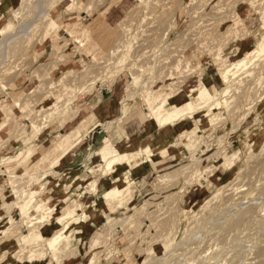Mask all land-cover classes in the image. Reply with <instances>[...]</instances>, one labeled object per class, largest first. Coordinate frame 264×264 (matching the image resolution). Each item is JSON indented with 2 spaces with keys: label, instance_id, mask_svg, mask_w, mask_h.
Returning <instances> with one entry per match:
<instances>
[{
  "label": "rangeland",
  "instance_id": "rangeland-1",
  "mask_svg": "<svg viewBox=\"0 0 264 264\" xmlns=\"http://www.w3.org/2000/svg\"><path fill=\"white\" fill-rule=\"evenodd\" d=\"M176 1L0 0V13H4L5 16L0 21V34L3 36V38L0 37V178L2 179L0 197L7 211V217L0 220V264H4L5 260L10 264H168L169 262L170 264L176 262L177 264H182V261L186 264L185 255H187L189 261H192L195 258L192 259L190 257L193 253L196 255V251L199 248L200 251L198 253L210 250L203 253L207 260L209 259V253L212 252L210 253L211 257L209 255L212 260L209 259L208 263L213 261L212 264H227L230 262V258L234 260L237 257L240 259L242 257L243 261L241 260V262L247 263L243 259L245 255L242 253L243 256L241 254L240 257L239 254L241 252L235 246L239 247L242 244L239 240L245 235L247 239L245 240L244 238L243 240L242 238L241 241L247 244L248 242L245 241H249L254 236V234L250 233L252 231L256 236L251 239L252 242L250 241L249 245L247 244V251L250 253L248 254L247 252L246 259L249 261L251 255L253 258V252L251 253V251L260 248L257 249L260 258L254 252L257 257H254L255 259L251 258L252 261H250L251 264L263 263L264 255L262 256L261 250L264 249L262 248V246L264 247V239L262 240L261 237L264 236V233L262 232V234L260 231H264V227L260 225H264L261 222L264 219V216L262 217L264 215V206L261 207V205H264V194L260 193L261 195H259L262 197V199L259 197L263 202L261 203L257 197V192L264 193L259 188V186L264 188V185H261L264 179V111L262 110L264 108V63L262 62L264 58L261 61L259 60L260 62L255 63L251 67L252 70L249 69L250 72L249 70L243 71L244 74L249 72V74H246L249 76V80L243 78L245 83L241 78L242 76L246 77L242 74L243 72L236 74L234 77L236 79L233 78L232 80L233 87L229 89L230 92H234L229 93L228 104L225 107L214 110L209 114L205 110L199 111L192 117L193 119L188 118L189 120L185 123H194L191 131L187 127L188 124H179L177 131L173 126L158 129V126L151 119L150 111L147 110L148 106L146 105L148 102H146V99L147 94L151 95L152 90L151 96H153V100L158 101L165 93H170V91H176L183 87L181 89L182 92L179 91L174 95V100L178 98L176 103L183 104L189 98L190 89L198 87L200 84L216 86L218 89L225 88L226 85L221 78V72L218 70L215 60L218 59L219 62L229 65V63L237 62L243 54L249 53L255 48L256 38L254 34L257 33L260 25L264 22V8H262V6L264 7V0H260V2L259 0H243L244 3H242V0H229L232 3L227 0H221L222 2L220 0H192L193 2L191 0H178L179 5L175 3ZM252 1H258V3H254L255 5L253 6ZM168 2L171 3L168 4ZM216 3H221L222 5H220L224 7ZM192 4V8L196 6L201 11L204 6L206 7L203 12L199 11L198 8V10L195 8L197 10L195 11V9L191 8ZM260 4L262 5L260 6ZM256 5L259 6L257 7ZM201 6H203L202 9L200 8ZM216 6L217 10L212 9ZM38 7L46 9L49 15L42 19L41 22L35 24V21H38L39 12L43 11ZM54 7L56 8L53 10ZM184 7L188 9H184ZM256 7L258 10H256ZM209 9L214 10L215 14L220 13L219 10H221L222 14H220L221 16H216ZM229 9L235 14L229 12ZM171 10L176 11H172L175 15L171 14ZM163 11L166 13L164 14ZM189 13L191 19L188 18L190 16L188 15ZM194 13L198 14L196 15L197 19H193L195 18ZM230 13L232 14L229 15ZM162 14L166 15V17H172L174 22L170 21V18L165 21V16L162 19ZM212 15L215 17L213 16V18ZM156 17H160L161 21ZM202 17L205 22L213 20L215 28H213L214 25L211 21L207 22V24H211L210 29V26L201 20ZM208 18L210 19L208 20ZM214 21L217 22L215 23ZM218 21L222 22L219 23ZM167 22H169L170 26H168ZM29 25H32V27ZM165 25L169 28L165 27ZM202 25H207L204 26V31L206 27L209 28L207 32L205 31L204 33ZM161 27L164 28L162 29ZM187 27L190 28L188 29ZM165 28L166 30H164ZM197 28H200V30ZM196 29L201 33L197 32ZM212 30H215L216 33ZM195 31L199 36L202 35L201 38L197 36L198 34L195 35ZM233 31L235 32L234 34ZM240 31L243 32L241 33ZM21 32L24 34L20 35L22 34ZM208 34H212L211 36H214L213 38L216 40L211 36L212 39L206 38ZM227 36L228 39L226 38ZM196 37L198 38L197 41H195ZM222 39H225L224 46H222ZM247 39L253 41L250 49L245 50L247 52L238 53L237 43L239 41L245 42ZM227 40L230 41L228 42ZM212 42L220 50L217 49V46L215 50H212L215 48L214 46L213 48L211 47L213 45ZM180 45H182L181 48L177 47ZM208 45L210 46L208 47ZM120 46L123 47L121 48ZM117 47L118 49L116 50ZM208 49L214 51L213 54ZM258 63L259 65L257 66ZM187 66L188 68H186ZM255 67L259 68L255 69ZM180 68L181 71H179ZM251 75L255 76L252 77ZM163 77L165 80H163ZM182 78L184 81H181ZM119 80L125 82L122 106H120L125 119L121 122V125L135 117L139 125L141 124L146 130L152 128L153 132H156L155 135L143 142H139L136 148H127L125 153L116 150L118 154L123 156L124 162H118L111 170H107V168L103 170L102 166L97 169H92L91 167L89 168L91 169L90 174L83 173L82 177H87L86 179H88L85 182L76 183L72 186L71 182L79 177L72 178V174H65L64 179L59 182L66 186L70 185L72 190L89 185L92 186L94 193L97 194L96 183L100 176L114 175L117 177L122 175L127 168L130 170L129 174H132L140 167V164L146 160H155L154 157L164 159L161 163L173 159L174 155L178 156V158L161 171L156 168L159 163L155 164V174L150 178L144 177L132 182L127 175L128 177L126 176L124 181L123 178L121 179L123 182L113 184V187L118 186L119 189L106 193V203L100 207L101 215L105 220L95 229V233L89 236L90 242L85 240L88 234L84 233L82 236L76 231L78 229L76 220L68 228L66 227V230L60 231L58 243L52 250H49L45 243V236H51L55 234L56 230L62 228L63 224L58 225L57 221L58 219H64V213L68 210H61L63 213L60 211V207L64 206L62 203L55 207L52 195L48 190V188L53 187L50 186L52 178L57 176L55 173L56 167L60 164L58 162L61 161L63 154L68 153L69 150L72 151L74 148L78 149L86 145L85 138L89 134L90 128L99 124V122L94 120L84 121L78 118L76 120L78 123L75 125L73 121L79 109L74 111V106L80 104L82 99L87 96L93 95L94 92L98 94L99 87L102 89L111 88ZM155 80L157 82H154ZM247 81L249 85L246 83ZM174 82L176 85H174ZM234 82H238L242 89H239L240 87L237 85H235L234 89ZM171 84L173 85L172 87ZM244 84L248 86L244 87ZM144 91L147 92L146 99L143 98L145 94H141ZM128 96L131 102L124 104L126 99L128 100ZM232 98L233 100H231ZM7 99L9 100L7 101ZM237 100L238 103H236ZM100 124L99 126L103 125ZM48 128L53 130L54 134L47 136V141L44 145L43 143L38 144L39 136ZM80 128H83L84 132L82 131L80 135L76 133L74 140L68 138L70 131L74 133ZM178 131L180 134L177 133ZM165 132H168V134L161 136ZM22 138L23 140L20 141ZM63 138L65 141L58 146L57 150L52 151V147H56ZM161 141L167 142L169 146L168 152L154 153L150 149L151 147H148L149 144L154 147H160L163 143ZM11 143L13 144L11 145ZM108 144V141L104 143V145ZM86 146L87 148L91 147V145ZM102 147L98 149V152ZM95 148H90V153H93ZM134 149H139L137 150L138 153L142 154L136 160H133L131 158L132 154H130L135 152ZM106 171L108 172L106 173ZM204 174H206V177ZM207 174L209 175L207 176ZM196 178L199 179L197 180ZM259 180L261 181L260 183H258ZM127 182H130V184H127ZM241 186L243 189H241ZM232 188L233 190L229 191ZM234 188H239L241 191ZM253 188L257 189L254 190ZM245 189L248 193H246ZM252 189L253 191H251ZM34 191L37 195L33 193ZM216 191H218L217 194ZM234 192L236 195L239 194L238 192H243L242 195L245 198L242 199L240 194L238 195L239 197L232 194L236 200L233 199L230 194ZM42 193L46 195L44 198L47 200L48 206L52 209L54 207V213L42 218L41 220H44V222L42 221L43 224L40 223L41 220L37 221L39 214H36L37 216L32 217V220L36 219L37 223L33 220V223L30 224L31 219H25L22 211H25L28 205L39 200ZM214 195H218V198L213 199ZM64 196V200L67 201V195L64 194ZM32 197L35 198L33 199ZM250 197L251 199L252 197L254 198L251 200ZM237 198L241 201L238 202ZM231 199L237 202L239 206H241L240 203L243 204L244 202L245 204L242 206L249 205L246 208L241 206L243 209L240 210L241 208H238V205L236 206V203ZM254 199L258 200L254 202ZM209 200L211 201L210 204H215V206L213 208L211 205H209L210 207L206 206L207 209L204 205ZM255 204L258 205L256 206ZM232 206L234 208L236 206L237 209L235 208L234 210ZM262 208L263 211L259 213ZM216 209L218 213L215 211ZM222 209L223 211H221ZM230 210L235 212L232 214ZM244 210L246 212L247 210L250 211V217L252 214H256L254 216L260 214V216H257V219L255 217L249 218V216L241 218L240 216L246 213ZM69 211L81 214L78 205L76 208L69 209ZM83 211L86 213L82 217L84 222L100 214L96 211L90 212L91 210L87 208H83ZM238 211L241 212L239 213L240 215ZM242 211L245 213L243 212L242 214ZM255 211L256 213H254ZM236 214H238L237 218L245 219V222L251 228L245 222L247 227L244 226L247 229L244 228L242 225L244 220H231L233 215L235 217ZM246 215H249V212ZM199 220L200 222H198ZM205 220L206 224H204ZM258 220L262 224H256V222H259ZM208 221L212 223L207 224ZM229 221H235V227L238 230L236 231L239 232V236L235 231V227H232L235 224L231 222V226ZM237 221L238 223L241 222L239 224L240 227L237 226ZM250 222H254L253 226ZM41 224L42 226L49 224L52 231L49 234L42 233L44 239L39 243H25L27 239L32 237V233L41 235L39 228ZM256 225H259V228L257 227L258 230L255 228V232L253 228ZM242 227L246 232H242L244 231ZM229 228H234L233 234ZM190 229L195 230L192 231ZM247 230L249 231V237ZM227 231H230V234ZM195 234H197L196 236H202L199 237L200 240L198 237L195 239ZM257 234H259L258 237L261 240H258ZM261 234L263 236L260 237ZM236 235L240 238L236 237ZM234 239H237V241ZM228 241L233 244V246L230 245L232 246V251L234 250V253L231 252L232 254H230L231 250L228 249L230 247ZM182 243L185 244L184 247ZM217 243L220 244L218 245ZM254 243L258 244L256 249L254 248ZM177 244L181 247H178ZM216 244L218 246L226 245L223 247H227V252L225 248L222 247L221 249V246L215 247ZM251 244H253L252 247ZM166 245L168 246L166 247ZM186 246L190 248L187 249ZM183 248L187 249L185 253ZM218 248L222 252H219L220 254L218 252L214 253V251L219 250ZM173 249H176V252ZM204 249L206 250L203 251ZM172 250L174 251V256L171 255ZM192 250L196 253L192 252ZM228 250L230 255H228ZM236 250L238 251L237 253ZM41 253L44 255L41 256ZM174 253H177V256ZM181 253L185 254L183 257L185 260H183ZM223 253L225 258L221 255ZM198 255L193 257L197 259L200 256ZM219 255L221 259L218 258ZM178 256H181L182 261H180L181 259ZM257 258L260 260H258V263H256ZM261 258L263 261H261ZM70 259L71 261H69ZM221 260L223 261L220 262ZM224 260L227 263H224ZM236 260H231L232 264ZM253 260L256 261L253 262ZM195 262L197 264L198 259Z\"/></svg>",
  "mask_w": 264,
  "mask_h": 264
},
{
  "label": "bare ground",
  "instance_id": "bare-ground-1",
  "mask_svg": "<svg viewBox=\"0 0 264 264\" xmlns=\"http://www.w3.org/2000/svg\"><path fill=\"white\" fill-rule=\"evenodd\" d=\"M167 1H169V0H167ZM171 1V0H170ZM173 1V0H172ZM178 1V0H177ZM175 2L176 4H178V2ZM181 1V0H180ZM179 1V2H180ZM192 1V0H191ZM227 1H229V0H227ZM247 1H250V0H247ZM246 1V2H247ZM254 1V0H253ZM252 1V4H253V6L255 5L254 3H258V1H255V2H253ZM41 2V1H40ZM43 2V1H42ZM164 2V1H163ZM190 2V1H189ZM193 2V1H192ZM204 2V1H203ZM220 2H222L221 0H220ZM225 2V1H224ZM231 1H229V3H230ZM259 2H260V0H259ZM264 2V1H263ZM169 3H171V2H168V4ZM227 3V2H226ZM228 3V4H229ZM232 3V2H231ZM242 3H244L243 2V0H242ZM249 3V2H248ZM168 4H166V5H168ZM172 4H174V3H172ZM180 4V3H179ZM178 4V5H179ZM197 4V3H196ZM216 4H219V3H216ZM221 4V3H220ZM219 4V6H221ZM225 4V3H224ZM239 4V3H238ZM264 4V3H263ZM41 5H42V3H41ZM171 5V4H170ZM204 5V4H203ZM205 5H206V3H205ZM230 5V4H229ZM262 4H260V6H261ZM169 6V5H168ZM181 6V5H180ZM189 6V5H188ZM187 6V7H188ZM192 6H193V4L191 5V8H192ZM200 6V5H199ZM218 6V7H219ZM250 6H251V4H250ZM257 6V5H256ZM259 6V5H258ZM257 6V7H258ZM172 7V6H171ZM170 7V8H171ZM177 7V6H176ZM187 7H184V9H186ZM202 7L203 6H201L200 8L202 9ZM206 6H204V8H205ZM221 7H224V6H221ZM221 7H219V9H221ZM256 7V8H257ZM39 8V7H38ZM56 7H54L53 8V10L55 9ZM169 8V9H170ZM197 9L198 7H196V6H194V8H192V9ZM203 8V9H204ZM212 8V7H211ZM217 8V6L215 7V8H212V9H215V10H217L216 9ZM251 8V7H250ZM253 8V7H252ZM262 8H264L263 6H262ZM261 8V9H262ZM40 10H43V11H41V12H39V16H38V21H35L36 23L35 24H37V23H39V22H41L42 21V19H44V18H46L48 15H49V13L46 11V9L44 10L43 9V7H42V9L41 8H39ZM38 9V10H39ZM137 9V8H136ZM158 9V8H157ZM175 9V8H174ZM188 9V8H187ZM195 9V11H197ZM202 9V11L199 9V11H201V12H203L204 10ZM212 9H209L210 11H212ZM218 9V10H219ZM235 9V8H234ZM254 9V8H253ZM52 10V11H53ZM154 10H155V8H154ZM256 10H258V8L256 9ZM142 11V10H141ZM166 11V10H165ZM169 11V10H168ZM173 10H171L170 12H171V14L173 13V12H176L177 11V9H176V11H173ZM193 11V10H192ZM194 11V12H195ZM199 11H198V14H199ZM214 11V10H213ZM212 11V13H214L215 14V11L213 12ZM220 11V13H218V11H216L218 14H215L216 16L217 15H219V16H221L220 14H222V12H221V10H219ZM152 12V11H151ZM209 12V11H208ZM226 12H228V11H226ZM229 12H233V11H230V9H229ZM243 12V11H242ZM263 12V11H262ZM163 13L165 14L166 12H164L163 11ZM212 13H206V14H212ZM224 13V12H223ZM258 13V12H257ZM141 14V13H140ZM174 14V13H173ZM195 14V13H194ZM197 13L195 14V18H193V19H197V17H196V15H198ZM202 14V13H201ZM205 14V16H207ZM227 14V13H226ZM232 13H230L229 15H231ZM233 14H235L234 12H233ZM148 15H150V14H148ZM159 15V14H158ZM163 15V14H162ZM175 15V14H174ZM188 15H190V13L188 14ZM146 16H147V14H146ZM165 16V18H166V20L165 21H167V19L168 18H170V17H166V15H163L162 16V19H163V17ZM171 16V15H170ZM173 16V15H172ZM193 16V15H192ZM203 16V15H202ZM214 15H212V17H213ZM224 16V15H223ZM233 16V15H232ZM260 16V15H259ZM149 17V16H148ZM160 17H161V15H160ZM160 17L158 18V17H156L158 20H160ZM174 17V16H173ZM191 17V15L188 17V18H190ZM204 17V16H203ZM203 17H202V19L201 20H203L204 21V23H206L207 24V22L208 21H206L205 22V20L203 19ZM212 17H210V18H212ZM215 17V16H214ZM213 17V18H214ZM235 17V16H234ZM5 18V16H4V13H0V21L2 20V19H4ZM142 18H144V17H142ZM147 18V17H146ZM207 18V17H206ZM205 18V19H206ZM210 18H208V20L210 19ZM218 18V17H217ZM222 18H224V17H222ZM236 18V17H235ZM247 18V17H246ZM148 19V18H147ZM174 19V18H173ZM191 19V18H190ZM219 19V18H218ZM141 20V19H140ZM170 21L172 20V17L169 19ZM221 20V19H220ZM231 20V19H230ZM229 20V21H230ZM152 21H154V20H152ZM161 21V20H160ZM193 21V20H192ZM195 21V20H194ZM212 21V22H211ZM211 21H209V22H211V23H213V20H211ZM225 21V20H224ZM226 21H228L227 19H226ZM159 22V21H158ZM172 22H174L173 20H172ZM208 22V23H209ZM215 22V21H214ZM217 22V21H216ZM215 22V23H216ZM219 23H221L220 21H218ZM168 23V26H170L169 25V22H167ZM192 24V23H191ZM218 24V23H217ZM162 25V24H161ZM160 25V26H161ZM193 25V24H192ZM207 25H209V24H207ZM207 25H202L203 26V31H204V26H207ZM211 25V24H210ZM209 25V26H210ZM213 25H214V27L213 28H215V24L213 23ZM29 26H31L32 27V25H29ZM159 26V25H158ZM167 25H165V27H168ZM196 26V25H195ZM30 27V28H31ZM217 27V26H216ZM238 27V26H237ZM159 28V27H158ZM162 28V27H161ZM164 28V27H163ZM162 28V29H163ZM169 28V27H168ZM188 28V27H187ZM190 28V27H189ZM188 28V29H189ZM212 28V29H213ZM218 28V27H217ZM216 28V29H217ZM26 29V28H25ZM152 29V28H151ZM154 29H155V27H154ZM197 29H199L200 30V28H197ZM197 29H196V31H197ZM207 29H209V28H205V31L207 32ZM210 29H211V26H210ZM215 29V30H216ZM237 29V28H236ZM157 30V29H156ZM164 30H166V28L164 29ZM215 30L213 31V32H215ZM243 30V29H242ZM163 31V30H162ZM196 31H195V33H196ZM202 31V30H201ZM205 31H204V33H205ZM209 31V30H208ZM236 31V30H235ZM150 32V31H149ZM197 32H199V33H201L200 31H197ZM241 32V31H240ZM243 32V31H242ZM241 32V33H242ZM22 33V32H21ZM29 33V32H28ZM151 33H153V32H151ZM165 33V32H164ZM186 33V32H185ZM204 33H202L203 35H204ZM210 33H212L211 31H210ZM216 33V32H215ZM230 33H232V32H230ZM229 33V34H230ZM235 32L233 31V34H234ZM241 33H240V35H241ZM18 34H20V33H18ZM24 33H22V34H20V35H23ZM150 34V33H149ZM198 33H196L195 35H197ZM207 34V33H206ZM214 34V33H213ZM249 34V33H248ZM25 35H26V32H25ZM154 35V34H153ZM212 34H208V36L206 35V38H208L209 37V39L212 37L211 36ZM19 36V35H18ZM162 36V35H161ZM191 36V35H190ZM197 36H199V34L197 35ZM202 36V35H201ZM201 36H199L200 38H201ZM211 36V37H210ZM219 36V35H218ZM229 37H230V35H228ZM228 36L226 37L227 39H228ZM242 36V35H241ZM246 36V35H245ZM0 37H2L3 38V36L0 34ZM21 37V36H20ZM214 37V36H213ZM212 37V38H213ZM217 37V36H216ZM232 37H234V36H232ZM231 37V38H232ZM254 37L256 38V46H255V48L251 51V52H249V53H245V54H243L241 57H240V59L237 61V62H234V63H229V65H226V64H223V63H221V62H219V60L218 59H216L215 60V62H217V64H216V66H217V68H218V70L221 72V78H222V80H223V82L225 83V85H226V87L225 88H222V89H218L216 86H205V85H203V84H200L198 87H193V88H191L190 89V92H189V94H188V100L186 101V102H184L183 104H178V103H176L175 102V100H174V95L177 93V92H179V91H181V89H183V87L181 88V89H177L176 91H170V93H165L161 98H159V100L158 101H155V100H153V96H151L152 95V93H153V90H152V93H151V95L150 94H147V92H150V91H148V90H146V91H144V92H146V93H141V94H145V95H143L144 97V99H146V94H147V101L146 102H148V104L145 102V100H144V102L147 104L146 106H148V108H147V110L148 111H150V116H151V119L153 120V122H154V124L156 125V126H158V129H164V128H166V127H168V126H173V127H175V129H176V131L178 130L177 128H179V124H188V129H189V131H191V128L193 127V125H194V123L193 122H191V123H185L187 120H189L188 118H191V119H193L192 117H194L199 111L201 112V111H207L208 112V114L209 113H211V112H213L214 110H218V109H222L223 107H225L227 104H228V99H229V93H231V92H234V91H231L230 92V87H233V85H232V80H233V78L236 76V74L237 73H239V72H243V71H248L249 69L250 70H252L251 69V67H253L254 65H255V63H257L259 60L261 61V59L262 58H264V22H263V24H261L260 25V28L258 29V31H257V33L256 34H254ZM183 38V37H182ZM181 38V39H182ZM193 38H194V36H193ZM197 38V37H196ZM195 38V41H197L198 40V38L196 39ZM203 38H205L204 36H203ZM211 38V39H212ZM218 38V37H217ZM225 38V39H226ZM230 38V39H231ZM242 38V37H241ZM124 39H125V37H124ZM123 39V40H124ZM209 39H207V40H209ZM213 39H215V38H213ZM225 39H222L223 41V45L222 46H224V44H225ZM240 39V38H239ZM205 40V39H204ZM216 40V39H215ZM232 40V39H231ZM212 41H214V40H212ZM228 42L230 41V40H227ZM123 42V41H122ZM159 42V41H158ZM200 42H202V41H200ZM211 42V41H210ZM219 42H220V40H219ZM221 42V43H222ZM228 42H227V45H228ZM119 43H120V41H119ZM124 43V42H123ZM150 43V42H149ZM213 43V42H212ZM218 43V42H217ZM6 44V43H5ZM120 44H122V43H120ZM152 44V43H151ZM197 44H200V43H197ZM215 43H213V45H211V43H210V45H211V47L213 48V46L215 47V48H213L212 50H215L216 49V46L217 45H214ZM119 45V44H118ZM124 45V44H123ZM155 45V44H154ZM210 45H208V47L210 46ZM172 46V45H171ZM170 46V47H171ZM181 46L182 45H180V46H177V47H179V48H181ZM202 46V45H201ZM222 46H220V47H222ZM121 47V46H120ZM123 47V46H122ZM121 47V48H122ZM175 46H173V48H174ZM196 47H198L197 45H196ZM172 48V49H173ZM184 48V47H183ZM182 48V49H183ZM189 48V47H188ZM118 49V47L116 48V50ZM174 49H176V47L174 48ZM178 49V48H177ZM199 49H201V48H199ZM207 49V48H206ZM217 49H218V46H217ZM119 50H122V49H119ZM209 51L211 50V49H208ZM210 51V52H212V54H213V52L214 51ZM218 50H220V49H218ZM171 51H174V52H176L175 50H171ZM207 52V51H206ZM215 54V53H214ZM210 55V54H209ZM203 56V55H202ZM200 57V56H199ZM222 60V59H221ZM264 60V59H263ZM164 61V60H163ZM180 61H182V60H180ZM259 61V62H260ZM263 63H264V61H262ZM157 63V62H156ZM178 64V63H177ZM182 64V63H181ZM262 64V63H261ZM166 65V64H165ZM173 65V64H172ZM259 65V63L257 64V66ZM168 66V65H167ZM178 66H179V64H178ZM180 66H182V65H180ZM263 66V65H262ZM169 67V66H168ZM261 67V66H260ZM165 68V67H164ZM174 68H175V66H174ZM186 68H188V66L186 67ZM257 68H259V67H257ZM256 67H255V69H257ZM177 69H178V67H177ZM191 69V68H190ZM262 69V68H261ZM170 70V69H169ZM184 70V69H183ZM196 70V69H195ZM250 70H249V72H250ZM264 70V69H263ZM179 71H181V68H180V70ZM176 72V71H175ZM196 72V71H195ZM201 72V71H200ZM249 72H247L248 74H249ZM260 72V71H259ZM258 72V73H259ZM262 72V71H261ZM169 73V72H168ZM173 73V72H172ZM185 73V72H184ZM194 73V72H193ZM199 73V72H198ZM197 73V74H198ZM247 73H245L244 74V72L242 73V74H244L246 77H241L242 79L244 78H246V79H248L249 80V76L248 75H246ZM186 74V73H185ZM189 74V73H188ZM196 74V73H195ZM200 74V73H199ZM241 74V75H242ZM250 74H254V73H250ZM152 75V74H151ZM156 75V74H155ZM184 75V74H183ZM255 75H256V73H255ZM255 75H253V76H255ZM259 75V74H258ZM163 76V75H162ZM182 76V75H181ZM187 76V75H186ZM252 76V75H251ZM252 76V77H253ZM257 76V75H256ZM160 77V76H159ZM167 77V76H166ZM172 78H173V76H171ZM197 77V76H196ZM202 77V76H201ZM240 77V76H239ZM157 78V77H156ZM161 79V78H160ZM171 79V78H170ZM234 79H236V78H234ZM242 80L243 82L245 81V80ZM154 80V79H153ZM163 80H165V78L163 77ZM162 80V81H163ZM178 80V79H177ZM181 80V79H180ZM204 80V79H203ZM250 80L252 81V79H251V77H250ZM160 81V80H159ZM181 81H184L183 80V78H182V80ZM180 81V82H181ZM235 81V80H234ZM237 81V80H236ZM242 81H241V83H242ZM250 81V82H251ZM154 82H157L156 80L154 81ZM154 82H152V83H154ZM235 83V82H234ZM245 83V82H244ZM246 83H248V81L246 82ZM181 85H182V83H180ZM183 84H184V82H183ZM150 85V84H149ZM174 85H176V83L174 82ZM198 85V84H197ZM231 85V86H230ZM235 85H237L238 87H240V85H238V82H236L235 84H234V89H235ZM248 85H249V83H248ZM248 85H245L244 84V87H247ZM147 86V85H146ZM153 86V85H152ZM173 85L171 84V87H172ZM151 87V86H150ZM152 88V87H151ZM146 89V88H145ZM147 89H149L148 87H147ZM170 89V88H169ZM233 89V90H234ZM239 89H242L241 87L239 88ZM239 89H237L236 88V90H238L239 91ZM254 89V88H253ZM244 90H245V88H244ZM252 90V89H251ZM255 90V89H254ZM161 92V91H160ZM242 92V91H241ZM244 92V91H243ZM160 94V93H159ZM248 94H249V92H248ZM234 95H236L235 93H234ZM233 96V95H232ZM243 96H244V94H243ZM242 96V97H243ZM236 97V96H235ZM234 97V98H235ZM259 97H260V95H259ZM240 98V97H239ZM262 98H263V96H262ZM244 99V98H243ZM254 99V98H253ZM231 100H233V98L231 99ZM250 100H252V99H250ZM230 101V100H229ZM240 101V100H239ZM108 102V101H107ZM116 102V101H115ZM128 102H131L130 101V99H129V96H128V100L126 99V101L124 102V104L125 103H128ZM254 102V101H253ZM111 103V102H110ZM230 103V102H229ZM236 103H238V100L236 101ZM259 103V102H258ZM232 104H234L233 102H232ZM230 105V104H229ZM236 106H237V104H235ZM231 107V106H230ZM235 107V106H234ZM253 108V107H252ZM233 109V108H232ZM225 110V109H224ZM250 110H251V108H250ZM249 110V111H250ZM263 111H264V108L262 109ZM89 112V111H88ZM98 112V111H97ZM104 112V111H103ZM231 112V111H230ZM248 112V111H247ZM239 113V112H238ZM92 114V113H91ZM226 114H227V112H226ZM250 114V113H249ZM88 115H89V113H88ZM230 115V114H229ZM227 116V115H226ZM233 121V120H232ZM254 124H255V122H254ZM141 125V124H140ZM183 126V125H182ZM157 129V130H158ZM177 133H179V131L177 132ZM187 133H189V132H187ZM180 134V133H179ZM64 137V136H63ZM61 139V138H60ZM65 141V139L63 138L61 141H60V143L59 144H57L56 145V147H52V151H54V150H57L59 147L58 146H60L63 142ZM58 142V141H57ZM54 143V142H53ZM254 144H256V143H254ZM263 146V145H262ZM148 147H151L150 149L153 151V148H152V146H151V144H149L148 145ZM251 152V151H250ZM151 153H153V152H151ZM98 154L102 157V160H103V164H102V169L104 170V168H107V170H111V168L112 167H115L116 165H117V163L118 162H124V160H123V156L122 155H120V154H118V152L116 151V148L114 147V145L113 144H108V145H105L104 147H102L100 150H99V152H98ZM67 155V153L66 154H63L62 155V158H61V160L63 159V158H65V156ZM59 163V162H58ZM229 168V167H228ZM93 169V168H92ZM101 169V170H102ZM100 170V171H101ZM91 171V170H90ZM97 171V170H96ZM94 172V171H93ZM92 172V173H93ZM108 171H106V173H107ZM91 173V172H90ZM204 173H206V172H204ZM94 174V173H93ZM205 175V177H206V174H204ZM209 174H207V176H208ZM87 178V177H86ZM85 177L83 178L82 176H79V177H77L74 181H72L71 182V185L72 186H74L76 183H81V182H85V180H88V179H86ZM197 179V178H196ZM199 179V178H198ZM197 179V180H198ZM207 181V180H206ZM263 181H264V179H263ZM263 181L261 182L260 180H259V182L258 183H260L261 182V185H264V183H263ZM197 183V182H196ZM257 183V184H258ZM263 183V184H262ZM210 185V184H209ZM256 185V184H255ZM254 185V187H256ZM68 187H70V185H67ZM90 187H92V186H90ZM240 187V186H239ZM259 188H260V190L261 191H264V188L263 187H260L259 186ZM259 188H258V190H259ZM261 188H263V189H261ZM42 189H43V187H42ZM41 189V190H42ZM45 189V188H44ZM114 189H116V190H118L119 189V187L118 186H115V187H113V190ZM220 189V188H219ZM219 189H218V191H219ZM235 189V188H234ZM239 189V188H238ZM237 188L235 189V190H238ZM241 189H243L242 188V186H241ZM248 189V188H247ZM254 190L255 189H257V188H253ZM253 189L251 190V191H253ZM112 190V189H111ZM221 190V189H220ZM231 190H233V188L232 189H230L229 191H231ZM246 190V189H245ZM249 190V189H248ZM257 190V191H258ZM259 190V191H260ZM66 191V190H65ZM218 191H216V194L218 193ZM238 191H241L240 189L238 190ZM247 191V190H246ZM245 191V192H246ZM250 191V192H251ZM249 192V193H250ZM240 195H242L243 194V192H238ZM246 193H248V191L246 192ZM245 193V194H246ZM264 194V193H262V192H257V194H258V199H259V195H261V194ZM232 194H235V192L234 193H231L230 195L232 196ZM238 194V195H239ZM244 194V195H245ZM251 194V193H250ZM254 194V193H253ZM236 195V194H235ZM238 195H236L237 197H239ZM256 195V194H255ZM44 196H46L45 195V193L43 194L42 193V195L40 196V198H39V200H37L36 202H34V203H32V204H30V205H28V207L26 208V210L25 211H22L23 212V216H24V218L25 219H31V222H30V224L31 223H33L32 221L33 220H35L36 221V219H33L32 220V217H34L36 214H39V217H37L38 218V220L37 221H40L42 218H45V217H47V216H49V215H52L53 213H54V209H52V208H50L49 206H48V202H47V200H45V198H44ZM234 196V195H233ZM232 196V197H233ZM235 196V197H236ZM251 196H254V195H251ZM264 196V195H263ZM218 198V195H214L213 196V199L214 198ZM231 197V198H232ZM242 197V199H244L245 198V196L243 197V195L241 196ZM240 197V198H241ZM247 197V196H246ZM256 197V198H257ZM33 199L35 198V197H32ZM220 198V197H219ZM254 197H252V199H253ZM261 199H262V197H260ZM213 199H212V201H213ZM233 199H235L234 197H233ZM247 199V198H246ZM250 199H251V197H250ZM251 199V200H252ZM258 199H254L253 201L255 202V200L257 201ZM261 199H259L260 201H261V203H263L262 202V200ZM232 200V199H231ZM231 200H230V202H231ZM236 200V199H235ZM237 200H238V198H237ZM264 200V199H263ZM228 201V200H227ZM233 201V200H232ZM241 200H238V202H240ZM244 201V200H243ZM233 202H235V201H233ZM16 203V202H15ZM211 203V201L209 200L205 205H204V207H206V206H208V207H210L209 205H211L210 204ZM229 203V202H228ZM236 204V206L238 205L237 204V202H235ZM248 203V202H247ZM247 203H246V205H247ZM249 203H251V202H249ZM257 203V202H256ZM233 204V203H232ZM231 204V205H232ZM245 204V202L243 203V204H241L240 203V205L242 206V205H244ZM251 204H254L253 202L251 203ZM250 204V205H251ZM258 204H259V202H258ZM257 204V205H258ZM213 205V204H212ZM211 205V207L213 208L214 206H215V204L212 206ZM224 205V204H223ZM226 205V204H225ZM227 205H229V204H227ZM249 205V204H248ZM247 205V206H248ZM256 205V204H255ZM256 205V206H257ZM9 206H11V205H9ZM233 206H234V204H233ZM232 206V208H234ZM235 206V208L237 209V207ZM239 206L238 205V208H241L240 210H242L244 207L246 208L247 206ZM254 206V205H253ZM252 206V207H253ZM255 206V207H256ZM262 206H264V205H261V207ZM8 207V206H7ZM78 207H80V213L81 214H86L85 213V211H83V208H82V206H80V205H78ZM223 207V206H222ZM221 207V208H222ZM225 207V206H224ZM230 207V206H229ZM252 207H250L251 209H252ZM260 207V208H261ZM13 208V207H12ZM207 208V207H206ZM217 208V207H216ZM220 208V209H221ZM235 208H234V210H235ZM254 208V207H253ZM257 208V207H256ZM264 208V207H263ZM263 208L261 209V211H259V213H261L262 211H263ZM208 209V208H207ZM223 209H225V208H223ZM223 209L221 210V211H223ZM226 209H228V207H226ZM231 209V208H230ZM250 209V210H251ZM255 209V208H254ZM253 209V210H254ZM258 209V208H257ZM206 210V209H205ZM233 210V209H232ZM232 210H230L231 212H232ZM212 211H214V210H212ZM212 211H211V213H212ZM215 211H217V209L215 210ZM245 211V210H244ZM244 211H242V214H243V212ZM256 211H258V210H256ZM256 211L254 212V213H256ZM201 212V211H200ZM199 212V213H200ZM203 212V211H202ZM225 212V211H224ZM229 212V211H228ZM235 212V211H234ZM234 212H232V214L234 213ZM246 212V211H245ZM244 212V213H245ZM249 212V215H246L247 213ZM251 212H252V210H251ZM210 213V212H209ZM214 213V212H213ZM217 213H218V211H217ZM219 213H220V211H219ZM226 214H228L227 212H225ZM239 213H241V212H239L238 211V214ZM65 215H64V219H58V221H57V224L58 225H61V224H63L62 225V228L60 229H58V230H56V232H55V234H53V235H51V236H45L46 238H45V243H46V245H47V248H49V250H52L55 246H56V244L58 243V241H59V238H60V236H59V233H60V231L62 232V231H64V230H66L65 228L67 227L68 228V226H70L71 224H73V222H76V220H77V218H78V215H79V213H77V214H75L74 212H70L69 211V209L67 210V212H65L64 213ZM214 214H216V213H214ZM238 214H236L235 215V217H236V219H234L235 217H234V215H233V219H231L232 218V215H231V220H240L241 218H243V216H245L244 218H246V217H248L249 216V218H251V217H255V219H257V216H260V214L259 215H257V216H254V215H256V214H252V216L250 217V211H248L247 210V212L245 213V215H242V216H240L241 218H237V216H238ZM258 214V213H257ZM263 214H264V211H263ZM205 215V214H204ZM209 215H211V214H209ZM230 215V214H229ZM240 215V214H239ZM37 216V215H36ZM41 216V217H40ZM199 216H201V214H199ZM214 216V215H213ZM217 216V215H216ZM264 215H262V217H263ZM219 217V216H218ZM217 217V218H218ZM199 218H201V217H199ZM198 218V219H199ZM206 218V217H205ZM228 218V217H227ZM248 218V219H249ZM260 218V217H259ZM258 218V219H259ZM197 219V220H198ZM221 219V218H220ZM261 219V218H260ZM206 220H208V219H206ZM206 220H205V223L204 224H206ZM211 220V219H210ZM209 220V221H210ZM222 220H224L223 218H222ZM221 220V221H222ZM228 220V219H227ZM242 220H244V221H242ZM250 220V219H249ZM249 220H247L248 222H249ZM252 220H254V219H252ZM251 220V221H252ZM263 220L264 219H262L261 220V222L262 223H264L263 222ZM37 221H36V223H37ZM42 221L44 222V220H41V222L40 223H42ZM204 221V220H203ZM203 221H202V223H203ZM209 221L207 222V224L209 223ZM220 221V220H219ZM219 221H216V222H219ZM241 221L244 223L246 220L245 219H241ZM259 221V220H258ZM195 222V221H194ZM193 222V223H194ZM198 222H200V220L198 221ZM230 222V221H229ZM228 222V223H229ZM232 222V224L235 222H233V221H231ZM231 222H230V224H231ZM240 222V221H239ZM260 221L259 222H256V224L257 223H261ZM35 223V222H34ZM193 223H192V225H193ZM210 223H212V222H210ZM209 223V224H210ZM222 223V222H221ZM226 223V222H225ZM237 223H238V221H237ZM242 223V225L244 226L245 225V223H246V225H247V222H245L244 224ZM250 223H252V222H250ZM254 223V222H253ZM253 223L251 224L252 226H253ZM261 223V224H262ZM2 224H3V222H2ZM39 224V223H38ZM43 224V223H42ZM198 224V223H197ZM203 224V225H204ZM227 224V223H226ZM226 224H224V225H226ZM232 224H231V226H232ZM235 225L234 226H232V227H235L236 226V223H234ZM239 224H241V222L240 223H238V227H240V225ZM191 225V224H190ZM191 225V226H192ZM196 225V224H195ZM200 225V224H199ZM202 225V226H203ZM215 225H217V224H215ZM223 225V224H222ZM228 225V224H227ZM245 225V226H246ZM260 225V224H259ZM258 225V226H259ZM205 226V225H204ZM206 226H208V225H206ZM210 226V225H209ZM229 226V225H228ZM244 226V228H246L247 226H249V225H247L246 227ZM257 225H256V227L254 226V228L253 229H257V227H258ZM261 227L263 226L264 227V225H260ZM1 227V226H0ZM31 227V226H30ZM187 227V226H186ZM237 227V228H238ZM250 228H251V226H249ZM194 228V227H193ZM205 228V227H204ZM204 228H203V230H204ZM218 228V227H217ZM243 228V227H242ZM243 228V229H244ZM259 228V227H258ZM200 229H202V228H200ZM229 229H231V228H229ZM238 229H240V228H238ZM247 229V228H246ZM256 229H255V232H256ZM262 229V228H261ZM260 229V230H261ZM190 230H192V229H190ZM193 230H195V229H193ZM192 230V231H193ZM207 230V229H206ZM213 230V229H212ZM234 230V228H232L230 231H231V233H232V231ZM237 229H236V227H235V231H236ZM241 230V229H240ZM249 230V229H248ZM247 230V231H248ZM258 230V229H257ZM264 230V229H263ZM36 231V230H35ZM230 231H227V232H229L228 234H230ZM238 231V230H237ZM236 231V232H237ZM202 232V231H201ZM205 232V231H204ZM241 232V231H240ZM242 232H246L245 231V229H244V231H242ZM264 233V231H260V233ZM199 233V232H198ZM238 233V234H237ZM236 234L239 236V232H237ZM250 233H252V234H254V236H256L255 235V233H253V231L252 232H250ZM257 233H258V231H257ZM262 233V234H263ZM49 234V233H48ZM187 234V233H186ZM190 234V233H189ZM188 234V235H189ZM200 234V233H199ZM228 234H227V236H228ZM233 234V233H232ZM241 234H243V233H241ZM247 234H248V237H249V231L247 232ZM260 235V237L261 236H263V235ZM36 235V234H35ZM33 233H32V237L31 238H33L34 236H35ZM191 235H194V234H191ZM197 234H195V239H196V237H198V239L200 240V238L199 237H202L201 235H199V236H196ZM236 235V237H238ZM243 235H245V234H243ZM242 235V236H243ZM258 235L259 234H257V237H258ZM185 236V235H184ZM187 236V235H186ZM232 236V235H231ZM246 236V235H245ZM245 236H243V237H241V240H242V238H243V240H244V238H245V240L247 239ZM253 236V235H252ZM254 236L253 237H251V235H250V237H251V239L252 238H254ZM191 237V236H190ZM230 237V236H229ZM264 237V236H263ZM263 237H261V239L263 240L264 238ZM194 238V237H193ZM238 238H240V237H238ZM202 239V238H201ZM228 239V238H227ZM226 239V240H227ZM230 239H232V237H230ZM229 239V241H231ZM251 239L249 240V241H245V242H250L251 241ZM260 238L258 237V240H259ZM260 239V240H261ZM189 240H190V238H189ZM188 240V241H189ZM192 240V239H191ZM199 240H197L198 242H199ZM235 240V239H234ZM241 240H239V242H242V244H240V243H238V244H240L239 245V247L238 246H235V247H237V249H239L238 251L239 252H241L240 254H239V256L243 253L245 256H243V254L241 255V256H243V259H244V261L245 262H247V263H243V262H241V260H242V257H241V259L239 258V257H237L236 259H234V260H236V261H238V259H240V261H238L237 263H236V261H235V263H233V264H240V263H243V264H251V258H252V255H251V257L249 258V261H250V263H248L249 261H247V246L249 245L248 243V245L247 244H245L244 243V241H241ZM256 240V239H255ZM181 241V240H180ZM185 241V240H184ZM187 241V240H186ZM215 241V240H214ZM228 241V245L230 246V245H232L233 246V244H230V242ZM235 241H237V239L235 240ZM253 241H254V239H253ZM209 242H210V240H209ZM224 242V241H223ZM223 242H222V244H223ZM232 242H234L233 240H232ZM252 242V241H251ZM255 242V241H254ZM256 242H258V241H256ZM171 243V242H170ZM178 243H181V242H178ZM192 243V242H191ZM244 243V244H243ZM263 243H264V241H263ZM187 244V243H186ZM189 244V243H188ZM195 244V243H194ZM194 244H193V246H194ZM213 244V243H212ZM211 244V245H212ZM218 245L220 244V243H217ZM216 244V246L215 247H217L218 245ZM226 244V243H225ZM236 244V243H235ZM234 244V245H235ZM255 244V249L257 248L256 247V245H258V244H256V243H254ZM260 244V243H259ZM172 245H174V244H172ZM196 245H198V244H196ZM252 245L253 244H251V247H252ZM168 245H166V247H167ZM170 246V245H169ZM177 246H178V244H177ZM182 246L184 247L185 246V244L184 243H182ZM188 246V245H187ZM187 246H186V248H187ZM189 246H192V245H189ZM200 246V245H199ZM207 246V245H206ZM221 246V245H220ZM220 246H218V247H220ZM223 246H226V245H223ZM223 246H221V249H222V247ZM228 246V247H229ZM232 246H230L228 249L229 250H231L230 251V254H232V253H234V250L232 251V249H231V247ZM260 246V245H259ZM261 246H262V244H261ZM172 247V246H171ZM174 247V246H173ZM175 247H176V245H175ZM178 247H181L180 245L178 246ZM209 247V246H208ZM207 247V248H208ZM235 247H233V248H235ZM188 248H190V247H188ZM187 248V249H188ZM193 249H195V248H197L196 246H195V248L194 247H192ZM212 248H213V250H214V247L212 246ZM223 248H227V247H223ZM262 248H264L263 246H262ZM261 248V249H262ZM168 249H169V247H168ZM181 249V248H180ZM184 250V253H185V251L187 250H185V248H183ZM211 249V248H210ZM219 249V248H218ZM218 249H216V250H218ZM221 249H219L218 251H214V253H219V252H222L221 251ZM236 249V248H235ZM251 249V248H250ZM249 249V250H250ZM257 249H260V248H257ZM254 250V251H251V253L253 252V258L254 257H257V255H258V250ZM173 250H175V252H176V249H173ZM172 250V256H174L173 255V251ZM178 251H179V249H177ZM196 250V249H195ZM197 250H198V248H197ZM201 250H202V248H201ZM206 249H204L203 251H205ZM229 250H228V255H230L229 254ZM253 250V249H252ZM198 251H200V248H199V250ZM198 251H196L197 253H198ZM210 250H206L205 252H209ZM237 250H236V253L238 252ZM189 252V251H188ZM192 252H195V251H193L192 250ZM195 252V253H196ZM202 252V251H201ZM200 252V253H201ZM205 252H202V254L200 255V253H196V255L193 253V255L190 257V258H195V259H193L191 262H193V263H191L188 259L189 258H187V255H185V258L187 259L186 261V264H195L196 262H195V260H197L198 259V263L199 264H212V262H209L208 263V261H210V260H212V259H210V257H211V255H210V253H212V252H210L209 253V255H210V257H209V255H208V258L210 259H208L207 260V257H205L204 256V254L203 253H205ZM224 252V251H223ZM226 252H227V249H226ZM232 252V253H231ZM254 252H255V254L257 253V255L255 256L254 255ZM44 253V252H43ZM43 253H41V256H43L44 254ZM177 253H180V252H177ZM177 253H174L175 254V256H177ZM225 253V252H224ZM224 253L223 254H221L222 256L224 255ZM250 252H248V254H249ZM182 254V258L184 257V255H183V253H181ZM189 254H190V252H189ZM220 254V253H219ZM227 254V253H226ZM261 254H262V256L264 255V249H262L261 250ZM34 255H36L35 253H34ZM170 255V256H171ZM191 255V254H190ZM199 256V258L197 257V259H196V257H193V256ZM203 255V256H202ZM206 255V254H205ZM212 255H215V254H212ZM218 255V254H217ZM216 255V256H217ZM227 255V256H228ZM153 256V255H152ZM166 256V255H165ZM168 256H169V254H168ZM189 256V255H188ZM207 256V255H206ZM226 256V255H225ZM235 256V255H234ZM248 256H250V255H248ZM31 257H33L32 255H31ZM154 257V256H153ZM152 257V258H153ZM164 257V256H163ZM180 259H181V256H178ZM224 257V256H223ZM229 257V256H228ZM228 257H226V259H228ZM258 257H259V255H258ZM264 257V256H263ZM262 257V258H263ZM41 258V257H40ZM169 258H171V257H169ZM185 258H183V260H185ZM214 258H215V256H214ZM218 258H220V255L218 256ZM225 258V257H224ZM223 258V259H224ZM252 258V259H253ZM260 258V257H259ZM261 258V259H262ZM158 259V258H157ZM221 259V258H220ZM232 261H234L232 258H230ZM255 259V258H254ZM264 259V258H263ZM263 259L261 260V261H263ZM153 260H155V258H153ZM159 260H160V258H159ZM177 260V259H176ZM230 260V262L229 263H227V261H225L224 263H227V264H232V261ZM257 260V262L256 263H258V258L256 259ZM255 260V261H256ZM156 261V260H155ZM161 261V260H160ZM168 261H170V260H168ZM175 261V260H174ZM180 261H182V259L180 260ZM189 261V262H188ZM218 261V260H217ZM223 260H221L220 262H222ZM243 261V260H242ZM254 260H253V262H255ZM260 261V260H259ZM29 262H31V261H29ZM33 262V261H32ZM183 263L182 264H185L184 263V261H182ZM195 262V263H194ZM161 263V262H160ZM173 263V262H172ZM197 263V264H198ZM214 263H215V260H214ZM263 263H264V261H263ZM263 263H260L259 262V264H263ZM156 264V263H155ZM162 264V263H161ZM165 264H167V263H165ZM168 264H170V262L168 263ZM174 264H177V262L176 263H174ZM221 264V263H220ZM255 264V263H254Z\"/></svg>",
  "mask_w": 264,
  "mask_h": 264
},
{
  "label": "crops",
  "instance_id": "crops-1",
  "mask_svg": "<svg viewBox=\"0 0 264 264\" xmlns=\"http://www.w3.org/2000/svg\"><path fill=\"white\" fill-rule=\"evenodd\" d=\"M252 43L253 41L251 39H247L245 40V42L239 41L236 45L238 53L247 52L245 50L250 49ZM124 88L125 82L123 80L117 81L111 88L102 89L99 87L98 94L94 92L93 95L87 96L86 98L82 99L81 103L78 104L79 107L78 105L74 106V111L79 109V112L73 121L75 125L78 123L76 121L78 118H81L84 121L94 120L99 122V124H103H100L101 126H99V124H96L94 127L90 128L89 134L85 138V141L87 142L86 145H91L90 148L92 149L95 147L96 148L95 150H93V153H90V148H87L86 145L78 149L74 148L75 150L73 149L72 151L69 150V152H71H68L65 158H63L59 162L60 164L56 167L55 173L57 174V176H54L52 178V182L50 184V186L53 187L48 188L52 195L54 206H59L61 203L64 205L63 207H60V211L66 209H73L76 208L77 205H81L83 208L90 209V212L96 211L100 213L99 216H96L95 218L90 219L89 221L86 220V222H84L82 218L84 217V214L78 215L76 224L78 226V229L76 231L79 232L78 234H81L82 236L84 235V233L88 234V237H86L85 240L89 242V236L92 233L94 234L95 229H97L105 220V218H103L101 215L102 211L100 207L101 205H104L106 203L105 195L106 193L111 191V189L113 190V184L118 182L120 183L122 181V178L124 181L127 175L131 178L132 182L135 180L143 179L144 177L150 178L155 174L156 168L161 171L167 168L165 166H168V164L175 162L178 158V156L174 155L173 159L161 163L164 159H157V157H154L155 160H146L142 164H140V167L132 174H129L130 170L129 168H127L123 171L122 175H118L117 177L114 175L100 176L98 177L96 183V188L98 190L97 194L94 193L92 187H90L89 185L72 190L71 186L68 187L63 183L59 182L60 180L64 179L65 174H72V178H75L77 176H83V173L90 174L91 169L89 168L91 167L93 169H97L99 166H102L103 161L102 157L98 154V149L102 147L106 141H108L110 144H113L117 151L120 150L125 153L127 148H136L139 142H143L147 138H150L151 136L155 135L156 132H153L154 130L152 128H150V130H146L141 125H139L137 118L135 117L127 120L125 124L121 125V122H123L125 119V116L122 112V108L120 107L122 106V95L124 94ZM177 99L175 98V102ZM8 100L9 99H7V101ZM49 129L50 128L46 129L44 133H41L37 140L38 144L43 143L44 145L47 141V136H51V134H54V131L51 129L49 131ZM83 130V128H80L79 130L74 131V133L70 131V133H68V138L74 140V138L76 137V133L80 135ZM165 134H168V132H165L163 133V135H160L164 136ZM22 140L23 138L20 141ZM12 144L13 143H11V145ZM152 148L154 153H164L169 151V146L166 141L163 142L160 147L152 146ZM134 150L135 152L130 154H132L131 158L133 160H136L140 158L142 154L140 152L138 153L137 150L139 149ZM157 163L159 164L155 168L154 165ZM1 180L2 179L0 178V187L2 182ZM130 182H127V184H130ZM33 193H35V191ZM64 194L67 195V201L64 200ZM35 195H37V193H35ZM5 209L6 207L4 205V202H2V198L0 197V220L7 217V211ZM61 212L63 213V211ZM39 228L41 235H36L33 238H29L26 240L25 243H39L42 239H44L42 233L48 234L52 231L49 224H44L43 226L41 224ZM69 261H71V259ZM4 264L10 263L5 260Z\"/></svg>",
  "mask_w": 264,
  "mask_h": 264
}]
</instances>
